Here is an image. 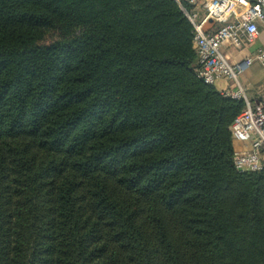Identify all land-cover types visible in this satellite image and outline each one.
Here are the masks:
<instances>
[{
    "label": "trees",
    "instance_id": "obj_1",
    "mask_svg": "<svg viewBox=\"0 0 264 264\" xmlns=\"http://www.w3.org/2000/svg\"><path fill=\"white\" fill-rule=\"evenodd\" d=\"M193 40L176 0H0V264H264Z\"/></svg>",
    "mask_w": 264,
    "mask_h": 264
},
{
    "label": "built area",
    "instance_id": "obj_2",
    "mask_svg": "<svg viewBox=\"0 0 264 264\" xmlns=\"http://www.w3.org/2000/svg\"><path fill=\"white\" fill-rule=\"evenodd\" d=\"M194 27L196 74L205 83H227L221 92L243 99L244 109L230 126L234 142L233 163L241 172L264 168V94L248 95L242 75L254 64L264 67V45L250 55L231 61L224 48L236 51L255 45L264 26V0H176Z\"/></svg>",
    "mask_w": 264,
    "mask_h": 264
},
{
    "label": "crops",
    "instance_id": "obj_3",
    "mask_svg": "<svg viewBox=\"0 0 264 264\" xmlns=\"http://www.w3.org/2000/svg\"><path fill=\"white\" fill-rule=\"evenodd\" d=\"M259 45H264L263 25L261 26L260 38L255 45L248 46L239 52L231 51L230 48H224L223 51L231 61H236L244 56L252 54ZM241 79L244 83L248 84V95L250 99H259L264 94V67L259 64H254L242 75ZM227 83L228 82L225 81L224 86H226Z\"/></svg>",
    "mask_w": 264,
    "mask_h": 264
},
{
    "label": "rangeland",
    "instance_id": "obj_4",
    "mask_svg": "<svg viewBox=\"0 0 264 264\" xmlns=\"http://www.w3.org/2000/svg\"><path fill=\"white\" fill-rule=\"evenodd\" d=\"M57 37H58L57 34H51V35H49V36L45 39V41L42 42V43L50 44L51 42H53L54 40H56ZM230 50H231V51H234V52H238V51H236V50L234 49V47L230 48ZM224 83H225V81H223V80H219V81H217V82L214 84V86L217 88V90L221 91L222 88H223V86H224Z\"/></svg>",
    "mask_w": 264,
    "mask_h": 264
}]
</instances>
